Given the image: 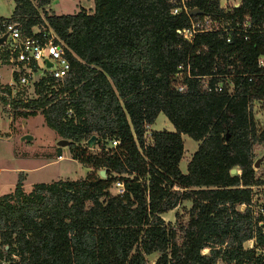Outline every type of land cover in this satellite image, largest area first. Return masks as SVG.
Segmentation results:
<instances>
[{"label": "trees", "instance_id": "1", "mask_svg": "<svg viewBox=\"0 0 264 264\" xmlns=\"http://www.w3.org/2000/svg\"><path fill=\"white\" fill-rule=\"evenodd\" d=\"M52 1L14 0L0 23L31 35L44 17L68 48L69 73L43 74L30 93L15 88L13 97L0 85V104L25 118L40 112L74 160L105 176L89 172L25 191L20 173L13 191L0 195V264H263L243 243L255 236L263 245L264 234L250 209L237 206L250 202L248 185L264 182V167L254 166L264 126L251 106L264 101L257 63L264 36L230 31L227 42L226 32H207L189 43L176 30L199 14H173L171 0H93L91 11L63 14L45 8ZM262 1L241 0L231 14L218 0L185 3L212 15L248 14L256 25ZM214 74L226 77L202 78ZM217 81L222 90H209ZM161 112L174 131L150 130L147 141ZM182 134L198 142L186 172ZM183 200L191 201L188 219L171 226L163 215Z\"/></svg>", "mask_w": 264, "mask_h": 264}, {"label": "rangeland", "instance_id": "2", "mask_svg": "<svg viewBox=\"0 0 264 264\" xmlns=\"http://www.w3.org/2000/svg\"><path fill=\"white\" fill-rule=\"evenodd\" d=\"M13 6V0H0V16H8ZM45 8L56 14L76 13L82 8L91 11L94 8V1L53 0ZM3 24L0 23V26ZM1 68L0 81L6 84L12 80L11 68L8 64ZM27 90V92H31V88ZM251 106L258 124L264 126V101L253 100ZM150 127L153 130H172L173 128L174 131L173 125L162 112L158 114ZM149 131L150 129L147 128V141ZM23 135H30L32 139L22 141ZM182 138L184 153L179 162V168L182 172H186L187 163L197 149L198 142L186 134H182ZM61 139L55 131L46 125L40 112L25 118L20 114H15L11 106L0 104V195L13 191L20 173L25 175L23 181L25 191H30L35 183H48L60 179L76 180L84 178L89 172L99 175L98 170L89 169L74 160L69 147L59 144ZM92 145L89 148L95 149L96 144ZM58 154L62 155L61 159L57 158ZM254 158L257 159V166L263 168V146H256ZM190 206V200H183L176 208L163 215L165 222L174 227L186 223ZM206 252L207 249H204L203 253ZM158 255V253L150 255L148 261L152 263Z\"/></svg>", "mask_w": 264, "mask_h": 264}, {"label": "built area", "instance_id": "3", "mask_svg": "<svg viewBox=\"0 0 264 264\" xmlns=\"http://www.w3.org/2000/svg\"><path fill=\"white\" fill-rule=\"evenodd\" d=\"M171 1L176 4L172 8L173 14H177L181 11L186 13L190 12L186 6L185 0ZM240 3L241 0H218L219 8L224 9L226 13L229 14L232 13V8L238 7ZM259 7L264 10V0L259 4ZM42 19V23L33 28V34L31 35H22L18 27L14 24H3L4 30L2 33L7 34V38L5 42L0 45V67L3 65L7 66L8 64L11 68L10 74L12 80L6 83L8 86L12 87L11 97L16 95L15 88H31L34 80L43 74L47 73L55 79H62L71 69L70 60L67 56V46L60 40L55 30L48 24L46 19L44 17H42ZM176 31L189 43L192 42L194 35L197 33L226 32V41L229 42L230 31L243 33L244 39H248L249 34L252 32H258L264 36V18L254 25L248 14H245L239 19L236 16L212 15L203 12L199 14L198 18H191L187 27L177 29ZM2 35L3 34L0 36ZM48 62L51 64L49 67L47 66ZM257 63L260 69L264 68V54L258 56ZM186 74L190 76L189 65L186 68ZM261 74L264 75V72ZM14 75L17 76V80L14 79ZM212 77L224 78L226 75L214 74L202 78ZM0 85L4 87L5 84L0 81ZM208 88L209 90L213 89L218 92L222 90V84L217 81ZM178 89L182 90L183 88L179 87ZM0 94L6 95L2 90H0ZM23 98L25 99L26 96H23ZM149 127L150 126L147 128ZM148 133H150V131ZM117 144V140L112 141V146H116ZM57 158L61 159L62 155H58ZM238 173H240L239 169ZM248 187L251 190L250 202L239 204L237 209L244 211L246 208H249L253 217L256 218V225L260 228V232L264 234V182L254 183L248 185ZM114 188L118 194L124 193L123 182L116 181ZM243 247L245 249H255L257 253H261L264 256V244L258 243L255 236L246 240L243 243Z\"/></svg>", "mask_w": 264, "mask_h": 264}, {"label": "water", "instance_id": "4", "mask_svg": "<svg viewBox=\"0 0 264 264\" xmlns=\"http://www.w3.org/2000/svg\"><path fill=\"white\" fill-rule=\"evenodd\" d=\"M202 13H203V11L199 10L198 8H193V9L190 10V14L191 15H193V14H202ZM6 38H7V34H3L2 36H0V45L5 42ZM47 66L49 67V66H51V64L48 62ZM31 139H32V136H30V135H23L21 137L22 141L31 140ZM94 141H95V136H91L88 139V141H87L88 146H91L94 143ZM59 144L60 145H68V141L64 140V139H61V140H59ZM257 165H258V162H256V164L254 166H257ZM235 171H236L235 168H232L230 170L231 173H235ZM99 174H100L101 177H104L105 176V171L101 170Z\"/></svg>", "mask_w": 264, "mask_h": 264}, {"label": "crops", "instance_id": "5", "mask_svg": "<svg viewBox=\"0 0 264 264\" xmlns=\"http://www.w3.org/2000/svg\"><path fill=\"white\" fill-rule=\"evenodd\" d=\"M13 1H14V0H13ZM14 5H15V4H14ZM13 9H14V6H13ZM13 9H12V11H13ZM12 11H11V13H12ZM11 13H10L8 16H3V17H9V16L11 15ZM1 67H2V66H1ZM1 67H0V71H1V69H2ZM0 78H1V74H0ZM149 129H150V130H153V129H151V127H149ZM163 130H166V129H163ZM167 131H173V128H172V130H171V129H168ZM89 169H90V168H89ZM23 176H24V178H25V175H24V174H23ZM1 195H2V194H1Z\"/></svg>", "mask_w": 264, "mask_h": 264}]
</instances>
